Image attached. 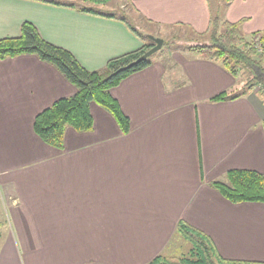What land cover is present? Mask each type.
I'll return each mask as SVG.
<instances>
[{
  "label": "crops",
  "instance_id": "obj_1",
  "mask_svg": "<svg viewBox=\"0 0 264 264\" xmlns=\"http://www.w3.org/2000/svg\"><path fill=\"white\" fill-rule=\"evenodd\" d=\"M128 1L160 34L173 26L202 32L211 17L210 0ZM90 4L101 13L0 0V39L29 21L88 70L145 43L102 14L121 0ZM221 19L241 20L246 35L259 37L264 0H229ZM241 85L217 61L161 53L109 89L129 118L127 132L91 102V130L66 128L57 149L35 134L33 120L75 85L35 54L0 58V221L8 223L0 264H147L180 253V219L207 233L222 257L264 262V203H233L210 185L233 168L264 172L262 100L253 91L209 100Z\"/></svg>",
  "mask_w": 264,
  "mask_h": 264
},
{
  "label": "trees",
  "instance_id": "obj_2",
  "mask_svg": "<svg viewBox=\"0 0 264 264\" xmlns=\"http://www.w3.org/2000/svg\"><path fill=\"white\" fill-rule=\"evenodd\" d=\"M39 1L74 6L81 11L91 13H101L94 6H76L70 2L58 0ZM91 1L103 3L108 0ZM221 1L228 2L229 0ZM102 14L123 20L135 34L145 39V43L135 50L108 59L104 67L96 70L86 69L69 50L43 38L36 26L29 21H24L21 24L18 36L0 39V58L35 54L41 60L55 66L69 82L75 85L76 92L74 94L56 99L50 106L38 112L33 120L35 134L57 149L63 146L66 128L71 127L78 132L91 130L93 126L91 102H95L107 110L114 117L121 131L127 132L129 118L122 111L117 99L110 94L109 89L130 73L142 69L152 62L153 54L132 68L123 70L124 66L149 49L153 45V41L147 37L145 30L131 24L125 15ZM193 32L197 36L185 41L188 43L184 47L186 50L193 55L219 62L235 77L247 69L252 74L254 81L252 84L246 83L247 88L242 91H222L212 96L210 101L221 102L245 95L253 89L254 84L259 83L264 77V33L257 37L260 41L258 43L253 39L257 33L246 35L242 31L241 20L235 22L223 20L218 13L213 16L211 14L206 30ZM256 94L264 103V83L256 91ZM210 185L222 197L233 203H264V172L233 168L226 172L224 179L211 181ZM176 235L190 243L188 252L179 256L160 253L147 264H264L263 261L222 257L207 233L183 219H180L176 224Z\"/></svg>",
  "mask_w": 264,
  "mask_h": 264
},
{
  "label": "rangeland",
  "instance_id": "obj_3",
  "mask_svg": "<svg viewBox=\"0 0 264 264\" xmlns=\"http://www.w3.org/2000/svg\"><path fill=\"white\" fill-rule=\"evenodd\" d=\"M58 1L70 2L76 6H93L90 4V2L83 1V0H58ZM215 1H217V3H219V4L218 5L215 4ZM236 1H238V0H236ZM113 2H114V0H112V3ZM210 4H211L210 10H211L212 16L218 13L220 18H222V12H223V9H225L227 6V2H224L221 0H210ZM216 5H217V7H221L222 11H220V8L217 9ZM95 7H98V6H95ZM110 12H113L117 15H122V14L125 15L131 24L136 25L137 27H139L143 30L146 29L147 31L150 32L148 34H151V35H154V36H157V37H160L163 39L165 44L163 43L162 47L158 51L153 53L152 58L156 57L157 55H159L161 53H166V52L169 53L171 50H174V49H183L185 51L186 49L184 47H186L188 44V43H185V41L189 40V39H193L197 36L189 28L178 27V26L169 27L170 29L168 27H163V29H167V30H169V32H165V34H160L158 32V28L155 25L146 23L135 12V10H133V8L131 7V4L128 0H121V4H119L117 6V8H113L111 6ZM253 39H254V41L260 43L259 39L256 36L253 37ZM260 46H261V44H260ZM186 51H188V50H186ZM167 62L170 64V61L168 59H167ZM236 77L238 79H240V81L242 82V85L240 88L234 89V90H237L238 92L247 88L246 83L252 84L254 82L252 79V74L247 69L241 71L238 75H236ZM263 83H264V79L262 78L261 81H259V83L254 84L253 89L250 92L253 91L256 93V91L261 88V85ZM247 93H249V92H247ZM0 218H2L1 215H0ZM2 221L3 220L0 221V228H2L3 224H4V226H7V224H8L7 222L3 223ZM3 233H4V231H2L0 229V235H1L0 236V244L2 243V241L4 239V238H2V236L4 235ZM189 246H191L190 243L186 241L185 246L181 249L180 253H176L175 256H179L183 253L186 254L188 252Z\"/></svg>",
  "mask_w": 264,
  "mask_h": 264
},
{
  "label": "water",
  "instance_id": "obj_4",
  "mask_svg": "<svg viewBox=\"0 0 264 264\" xmlns=\"http://www.w3.org/2000/svg\"><path fill=\"white\" fill-rule=\"evenodd\" d=\"M146 35L149 39H151L153 41V45L149 49H147L144 53H142L140 56H138L136 59H134L133 61L128 63L126 66H124L122 68L123 70L132 68L134 65H136L140 61L150 57L153 53H155L156 51H158L162 47V45H163V39L162 38L148 34V33Z\"/></svg>",
  "mask_w": 264,
  "mask_h": 264
}]
</instances>
